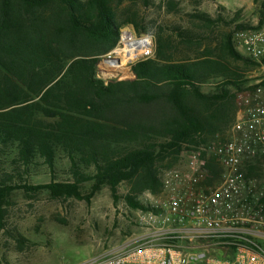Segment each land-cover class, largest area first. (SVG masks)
Wrapping results in <instances>:
<instances>
[{
  "label": "trees",
  "instance_id": "1",
  "mask_svg": "<svg viewBox=\"0 0 264 264\" xmlns=\"http://www.w3.org/2000/svg\"><path fill=\"white\" fill-rule=\"evenodd\" d=\"M115 1L0 0V149H14L18 167L42 163L52 174L50 183L30 185L6 173L2 208L17 190L90 203L104 186L117 199L126 183L127 204L142 209L139 194L162 188V168L216 133L223 113L235 107L225 86L245 85L226 59L254 63L236 50L233 34L225 59H176L171 41L161 38L155 58L133 66L135 78L99 79L100 56L120 39ZM46 6L52 8H40ZM198 17L211 28L208 15ZM263 24L264 15L255 29ZM213 76L230 81L205 94L201 84ZM60 158L70 163L65 180L55 178ZM86 183L92 186L84 193Z\"/></svg>",
  "mask_w": 264,
  "mask_h": 264
},
{
  "label": "built area",
  "instance_id": "2",
  "mask_svg": "<svg viewBox=\"0 0 264 264\" xmlns=\"http://www.w3.org/2000/svg\"><path fill=\"white\" fill-rule=\"evenodd\" d=\"M235 43L264 70V24ZM156 51L154 36L125 26L97 77L133 78V66ZM189 146L139 210L136 245L85 264H264V77L237 91L227 129Z\"/></svg>",
  "mask_w": 264,
  "mask_h": 264
},
{
  "label": "rangeland",
  "instance_id": "3",
  "mask_svg": "<svg viewBox=\"0 0 264 264\" xmlns=\"http://www.w3.org/2000/svg\"><path fill=\"white\" fill-rule=\"evenodd\" d=\"M263 2L264 0H120L113 3V9L120 30L131 26L137 33L154 36L157 44L161 38L170 40L176 59L193 60L203 56L225 59L227 51L224 44L230 34H233L235 40L238 32L260 26L264 15ZM203 15H208L213 20L211 28L198 17ZM184 42L191 44H183ZM236 50L243 55L241 49ZM102 57L100 56V60ZM226 60L233 64L234 71L240 75L239 82L243 81L242 85L264 77V70L255 65ZM226 81L230 79L213 76L201 84L202 91L209 95L217 94ZM225 87L235 96V107L232 105L228 107L227 114L223 113L224 124L215 132L227 129L235 118L238 90L230 83ZM189 147L185 146L183 150ZM15 156L11 147L0 149V179L8 173L17 182H27L30 185L51 182L52 174L45 165L39 163L31 168L18 167L13 163ZM69 166L67 159L60 158L55 178L67 179ZM172 168H162L160 177ZM91 186L92 183H86L83 192L87 193ZM160 191L161 189L154 193L143 190L139 194L142 207L149 200L148 194L158 195ZM128 192L129 186L122 183L115 199L110 187L104 186L87 203L76 199L54 200L47 191H14L9 203L3 208L0 206V264H85L134 247L135 239L142 232L138 222L141 208L133 209L127 204Z\"/></svg>",
  "mask_w": 264,
  "mask_h": 264
}]
</instances>
